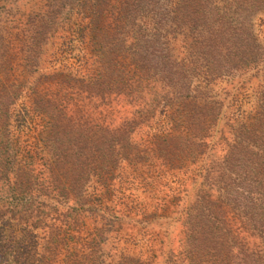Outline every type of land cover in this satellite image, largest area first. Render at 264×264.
Segmentation results:
<instances>
[{
  "label": "rangeland",
  "instance_id": "1",
  "mask_svg": "<svg viewBox=\"0 0 264 264\" xmlns=\"http://www.w3.org/2000/svg\"><path fill=\"white\" fill-rule=\"evenodd\" d=\"M222 5L0 0V209L21 205L2 169L45 156L48 116L74 97L63 88L99 66L104 99L74 98L102 120L106 156L76 163L67 200L31 207L63 215L92 264H264V8ZM33 168L22 189L45 193Z\"/></svg>",
  "mask_w": 264,
  "mask_h": 264
},
{
  "label": "trees",
  "instance_id": "2",
  "mask_svg": "<svg viewBox=\"0 0 264 264\" xmlns=\"http://www.w3.org/2000/svg\"><path fill=\"white\" fill-rule=\"evenodd\" d=\"M217 1L224 6L228 5L224 8L222 15L228 13L232 16L231 14L236 15L238 12L240 14V11L253 12L256 8H264V0ZM192 7H194L192 11L197 8L196 5ZM217 7L214 6L216 12ZM230 7H232V10ZM193 13L190 16L196 23L198 22L196 21L197 16ZM262 25L264 26V18L262 19ZM223 30V25L220 23L213 30L215 33L210 39L213 41L220 39ZM212 40H208V43L212 46L207 44L210 53L214 48L216 49V44H213ZM142 58L147 57L145 54H139L138 60ZM115 63L120 65L118 61ZM120 73L122 77L123 74ZM76 80H78L79 85L74 86V88L71 84L66 85L63 90H73L69 94H73L74 97H82L80 100L82 102L85 100L86 103H90L93 99H99L100 101L104 99L103 90H105L106 85V70L103 67L98 66L92 69L91 72L89 70L82 73V76L76 78ZM78 86L80 87L78 88ZM115 86L116 89L119 85L116 84ZM66 94L68 92L59 95V102L63 101ZM74 97L73 99L68 98L67 103L62 102L61 108L55 111L54 115L48 116L47 136L52 142L41 148L45 156L31 158L25 162V165L21 160H17L16 167H12V171H6L5 167L2 169L6 181H9L7 178L8 173H12V183L15 188L17 187V189H11L12 193L10 192V197H7V199L9 201L18 200L21 205L18 208L17 215H15L16 210L10 209L9 205L5 206L4 209H0V264H92L93 258L90 252L84 253L83 250L85 249L69 247L68 240H73L74 234L70 233L72 229L62 221L61 217L63 215L57 214L54 208L51 212L43 213L41 208L46 206L44 203H39L34 208L31 207L32 199H37L38 196L48 199L61 197V200H67L71 190L75 191L74 188L80 187L77 172L82 171L81 168H77L78 171H76V163L94 162L98 157L103 159L106 156L105 148L108 144L104 132L107 130L105 127V129L101 127V124L99 126L94 124L101 123L102 120L92 119L91 112L87 115L86 112L88 111L85 112L84 106L79 104L78 99ZM76 108H79V110ZM209 109L208 103L206 105L202 104L199 108V114L207 113ZM100 113L101 111L97 112L96 116ZM99 129H102V131L98 133L97 130ZM33 149L36 150L34 147ZM26 151L32 152L29 148ZM33 165L42 167V171L37 172V174L41 173L42 175L37 176L42 178L41 184H44L45 191L47 190L45 193L43 189H22L29 188L31 181L28 177L33 176V174L34 182L37 181ZM22 180L25 182H22ZM23 184H25V187H23Z\"/></svg>",
  "mask_w": 264,
  "mask_h": 264
}]
</instances>
